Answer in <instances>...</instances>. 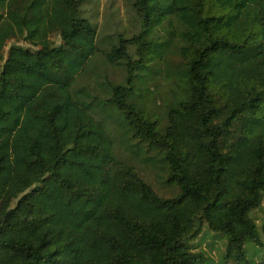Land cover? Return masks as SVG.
<instances>
[{
	"label": "trees",
	"instance_id": "trees-1",
	"mask_svg": "<svg viewBox=\"0 0 264 264\" xmlns=\"http://www.w3.org/2000/svg\"><path fill=\"white\" fill-rule=\"evenodd\" d=\"M131 9L137 33L105 53L124 80L100 83L101 99L79 86L99 53L82 0H0V264H198L188 241L203 230L227 260L261 244L264 0ZM104 114L155 152L174 196L117 157Z\"/></svg>",
	"mask_w": 264,
	"mask_h": 264
},
{
	"label": "rangeland",
	"instance_id": "rangeland-1",
	"mask_svg": "<svg viewBox=\"0 0 264 264\" xmlns=\"http://www.w3.org/2000/svg\"><path fill=\"white\" fill-rule=\"evenodd\" d=\"M133 0H82L83 15L91 20L98 32V50L99 53L94 57L92 62V70H90L79 81L80 87H85L87 91H91L90 87L96 88L97 93L101 95V99L105 96L99 86L100 83L105 84L109 81H123L125 69L116 64H110L105 60V53L109 51L111 43L115 41L117 34L124 37H131L137 33L138 22L135 14L131 9ZM52 40L59 43V38L54 35ZM15 43L10 41L7 43L4 52L8 47ZM26 46L24 43H18ZM134 58V47L131 48ZM176 61L175 58H173ZM149 89L159 92L156 101L161 97L167 99L169 97L170 83L163 79L162 75H155L151 80ZM104 87V86H102ZM92 93V92H90ZM148 95L155 96V93L148 92ZM159 116L162 109L151 107ZM107 123L110 126L113 136L115 137V150L117 157L134 168V170L147 182L152 189L162 197H171L177 193L175 186L167 182L166 171L157 162L158 157L155 152L148 149L144 144L139 143L136 139L131 138L125 133L124 128L119 126L115 115L106 116ZM254 217L261 225L264 221V200L261 207L255 212ZM260 236L261 244H255L247 241L244 244L246 261L249 264H257L261 261L264 264V231ZM189 245L197 247V251L203 252L206 259L199 260L198 264H244L246 261H236L234 259H225L226 239L223 235L208 230H203L196 237L188 241Z\"/></svg>",
	"mask_w": 264,
	"mask_h": 264
}]
</instances>
